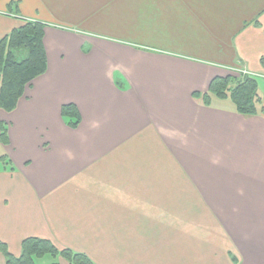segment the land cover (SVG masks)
<instances>
[{"label":"crops","instance_id":"0c3cea01","mask_svg":"<svg viewBox=\"0 0 264 264\" xmlns=\"http://www.w3.org/2000/svg\"><path fill=\"white\" fill-rule=\"evenodd\" d=\"M26 22L46 25L48 69L0 109V243L264 264V113L194 97L244 71L264 102V0H0V40Z\"/></svg>","mask_w":264,"mask_h":264},{"label":"trees","instance_id":"16d2710c","mask_svg":"<svg viewBox=\"0 0 264 264\" xmlns=\"http://www.w3.org/2000/svg\"><path fill=\"white\" fill-rule=\"evenodd\" d=\"M46 25L39 22H26L0 40V109L13 112L26 88L48 69V58L44 46ZM206 106H211L213 97L230 100L238 114L253 117L264 113V102L259 92L258 79L243 76L239 81L231 77L215 78L205 94L195 93ZM62 118L71 129H77L82 118L75 105L62 108ZM0 141L7 142V130L1 125ZM0 162L10 165L6 156ZM14 171L13 167L10 169ZM0 253L6 264H39L47 256L54 260L64 259L69 264H95L87 255L69 249L60 250L51 241L29 238L22 243V253L14 256L4 243H0ZM52 264H59L54 262Z\"/></svg>","mask_w":264,"mask_h":264},{"label":"rangeland","instance_id":"374dc122","mask_svg":"<svg viewBox=\"0 0 264 264\" xmlns=\"http://www.w3.org/2000/svg\"><path fill=\"white\" fill-rule=\"evenodd\" d=\"M240 77H241V75H240ZM58 260L59 259L54 260L52 257L47 256L44 259L40 260L39 264H50V263H54V262H59Z\"/></svg>","mask_w":264,"mask_h":264},{"label":"built area","instance_id":"2783aa9c","mask_svg":"<svg viewBox=\"0 0 264 264\" xmlns=\"http://www.w3.org/2000/svg\"><path fill=\"white\" fill-rule=\"evenodd\" d=\"M238 73L247 74V72H244V71H242V72H238Z\"/></svg>","mask_w":264,"mask_h":264}]
</instances>
